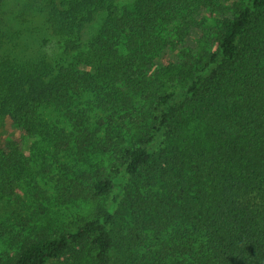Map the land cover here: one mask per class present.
Instances as JSON below:
<instances>
[{
	"label": "trees",
	"instance_id": "1",
	"mask_svg": "<svg viewBox=\"0 0 264 264\" xmlns=\"http://www.w3.org/2000/svg\"><path fill=\"white\" fill-rule=\"evenodd\" d=\"M115 1L23 0L16 17H38L65 57L0 34V126L17 132L0 145V208L23 186L49 206L37 177L66 152L83 164L59 167L57 198L94 204L69 228L10 229L0 264H264V0ZM167 47L177 60L154 69Z\"/></svg>",
	"mask_w": 264,
	"mask_h": 264
},
{
	"label": "rangeland",
	"instance_id": "2",
	"mask_svg": "<svg viewBox=\"0 0 264 264\" xmlns=\"http://www.w3.org/2000/svg\"><path fill=\"white\" fill-rule=\"evenodd\" d=\"M134 0H116L113 5V10L120 11L127 4L133 2ZM23 0H0V34L5 33L7 36H13L16 31H22L25 35L33 36H43L40 39V44L38 47L43 48L52 55L63 56L60 40L55 36L44 35L35 28L38 17H31L26 15L28 20L33 22L25 23L23 19L16 17V13L20 11ZM101 18L97 19L88 29L84 35V40L86 41L92 35H94L101 24ZM199 33L197 29H193L191 35L188 37L184 45L196 46L198 44L197 40ZM7 45V44H6ZM6 46L0 51H2ZM62 48V49H61ZM176 51L167 47L158 53L156 56L155 68L164 66L169 58L172 60H177ZM69 56V60L73 62L76 66L79 65L82 69H88L83 63H79V56L77 51L69 52L66 57ZM65 57V56H63ZM91 99L90 95H84L79 99L77 103V108L86 107V103H89ZM64 108L55 107L54 105H46L41 109L44 117L50 121L51 124L58 123L59 125L69 126L65 116ZM92 122L95 123L96 120L104 116V112L97 108H93L91 113ZM17 132L13 130L10 126V120L7 119L6 123L0 126V145L5 140V138L15 135ZM22 146L25 149V153L30 155L31 149L26 141L22 142ZM57 155V154H56ZM58 162H55V156L51 158V163L53 168L49 172H45L37 177L38 184L41 189L48 190L52 192V200L48 204L45 200L35 197L34 191L27 189L25 186L22 188H16L15 196L1 205L0 208V223L2 222V228L7 232L5 236L0 237V251L8 250L10 253L13 252L15 246L10 245V229L15 231H23L24 233L33 234L35 230L45 223L46 226H53L54 228L50 230H62L69 228L72 222L79 219V217H89L93 211L94 204L90 201L78 200L76 202H68L65 198H57L58 187L54 186L57 180V174L60 172V166L62 165H82L83 162L78 159L76 155H70V152L65 154L59 153V157L56 158ZM108 161V159H107ZM118 222L117 228L119 230L124 229L126 221L124 220V214L122 213L123 206L118 207ZM46 212L49 213L46 215ZM8 229V231H7ZM64 258L59 260H52L49 264H65Z\"/></svg>",
	"mask_w": 264,
	"mask_h": 264
}]
</instances>
